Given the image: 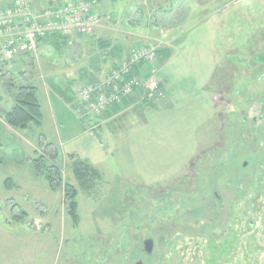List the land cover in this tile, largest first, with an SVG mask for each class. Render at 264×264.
Masks as SVG:
<instances>
[{
  "label": "rangeland",
  "instance_id": "374dc122",
  "mask_svg": "<svg viewBox=\"0 0 264 264\" xmlns=\"http://www.w3.org/2000/svg\"><path fill=\"white\" fill-rule=\"evenodd\" d=\"M99 2L117 13L112 40L124 56L159 49L165 98L95 123L78 112L75 87L118 59L98 39L57 53L39 45L0 69L4 109L8 83L27 80L42 105L39 126L0 131V264H264V0ZM42 142L57 150L45 158L64 182L78 187L75 159L100 171L79 189L77 224L62 190L34 171Z\"/></svg>",
  "mask_w": 264,
  "mask_h": 264
},
{
  "label": "built area",
  "instance_id": "2783aa9c",
  "mask_svg": "<svg viewBox=\"0 0 264 264\" xmlns=\"http://www.w3.org/2000/svg\"><path fill=\"white\" fill-rule=\"evenodd\" d=\"M103 21L99 0H65L42 9L29 0H0V68H10L15 60L35 54L40 41L54 35L70 40L76 35L90 39ZM155 59V47H132L113 61L103 76L77 86L84 115H113V107L122 108L127 99L134 103L163 99L165 93L157 79ZM146 65H151V69H145Z\"/></svg>",
  "mask_w": 264,
  "mask_h": 264
},
{
  "label": "trees",
  "instance_id": "16d2710c",
  "mask_svg": "<svg viewBox=\"0 0 264 264\" xmlns=\"http://www.w3.org/2000/svg\"><path fill=\"white\" fill-rule=\"evenodd\" d=\"M29 1L40 9L52 6L49 0L42 2L40 4L34 3L32 0ZM39 45L50 46L57 53L61 49L69 47L70 43H69V39L58 35H54L48 39L45 40L42 39ZM160 51H164V50H160ZM27 56L28 55L24 57L26 58ZM18 63L19 60H15L12 64L16 65ZM110 65L112 66V63ZM0 69L2 70L3 68ZM8 85L11 86L9 87L8 91L12 95L13 105L9 109L0 108V131L3 129L5 125L15 129H25L31 123H34L39 126L41 124V119H42V110H41V102L39 99V89L36 86V84L32 80H27L26 82L19 84L17 83L14 84L13 82H9ZM124 101H125L124 104L127 106L130 105V103H132L133 100L127 99ZM143 104H148V103L144 102ZM113 108L115 111H118V109H120V107L118 106H114ZM107 115L108 112L103 113V117H106ZM42 145L43 147H45L44 153L40 155L37 154V157L32 159L34 171L38 174L41 173L45 174L49 186L52 189L59 188L62 190L63 205L66 207V211L70 216L72 222L74 224H77L79 220V215L77 212V208H78L77 196L79 194V189L88 191L92 185L93 180L100 179L101 176L100 171L95 167L89 165L87 162L74 158L75 160L72 162L71 165L72 174L79 188L75 184H72L70 182H64L62 180L61 177L62 175L60 173V169L58 168V166L56 164L47 163V160L45 158L48 157L50 160L54 161L58 156L57 150L52 146L51 143L42 142ZM46 152H48V154ZM8 181L9 179L6 181V186H9L12 183V182L9 183ZM16 207H18L17 204L14 205V208ZM27 216H28L27 212L19 208L18 214H15L14 217L16 221H24L27 218Z\"/></svg>",
  "mask_w": 264,
  "mask_h": 264
},
{
  "label": "crops",
  "instance_id": "0c3cea01",
  "mask_svg": "<svg viewBox=\"0 0 264 264\" xmlns=\"http://www.w3.org/2000/svg\"><path fill=\"white\" fill-rule=\"evenodd\" d=\"M103 17H104V21H103V23H102V26H101V28L97 31V33H96V37H93L92 38V40L91 41H88L89 39L88 38H86L85 36H82V35H77V36H74V38H72V40H71V43H70V45H85L86 43H88V42H94L96 39H98V41H97V43H98V45H102V46H105L106 48L107 47H110V49H111V54L113 55V57L114 56H117L118 58H120V57H123L124 56V53L125 52H123L122 50H121V46H116L115 44H113V42L115 41V40H112V39H114V37H113V35L114 34H112L114 31V27H115V25L116 24H118V21H119V19H118V16H117V13H116V11H113V10H109L108 8L106 9V8H104L103 7ZM113 13V14H112ZM112 14V20L113 21H111V19H110V21H108L107 19H106V16L107 15H111ZM125 34V33H124ZM88 41V42H87ZM83 57V56H82ZM96 65H95V67H94V69H93V71H99V67L98 66H100V67H102V69L100 70V74L97 72L96 74L97 75H99V76H102V75H104V73L107 71V69H106V65H98L97 63H95ZM98 65V66H97ZM146 69V68H145ZM142 71H145L144 70V67L142 68ZM136 72L137 73H140V71L137 69L136 70ZM140 74H142V73H140ZM158 81H159V83L161 84V88H163V82L160 80V79H158ZM37 87H38V89H39V86L38 85H36ZM163 90H164V88H163ZM165 92V91H164ZM77 95V94H76ZM58 97H62V98H64V99H62L63 101H68V97H65L64 95H63V93H60V94H58ZM77 97V96H76ZM61 99V98H60ZM77 99H78V97H77ZM76 99V100H77ZM0 102H2V101H0ZM13 105V104H12ZM42 106V105H41ZM127 106H129V105H127ZM76 108H77V111L78 110H81V105H80V103H78L76 106H75ZM0 108H3L2 107V105H0ZM11 108V107H10ZM79 112V111H78ZM113 117H115V116H111V115H107L106 116V119L108 120V119H112ZM103 118V117H102ZM99 119H101V117H98V118H95V121H98ZM105 119V118H104ZM105 119V120H106ZM4 127H6V125L4 126ZM3 127V128H4Z\"/></svg>",
  "mask_w": 264,
  "mask_h": 264
},
{
  "label": "water",
  "instance_id": "95a60500",
  "mask_svg": "<svg viewBox=\"0 0 264 264\" xmlns=\"http://www.w3.org/2000/svg\"><path fill=\"white\" fill-rule=\"evenodd\" d=\"M154 247V240L152 238H146L143 241L142 248L144 251H146L148 254H151ZM136 264H142L141 261L137 262Z\"/></svg>",
  "mask_w": 264,
  "mask_h": 264
},
{
  "label": "flooded vegetation",
  "instance_id": "af4514ba",
  "mask_svg": "<svg viewBox=\"0 0 264 264\" xmlns=\"http://www.w3.org/2000/svg\"><path fill=\"white\" fill-rule=\"evenodd\" d=\"M148 238H150V237H148ZM145 239H146V238H145ZM145 239H144V240H145ZM144 240H143V241H144ZM141 250H142V252H144V253L148 254L146 251H144V249H143V248H141ZM152 252H153V251H152ZM148 255H150V254H148Z\"/></svg>",
  "mask_w": 264,
  "mask_h": 264
}]
</instances>
